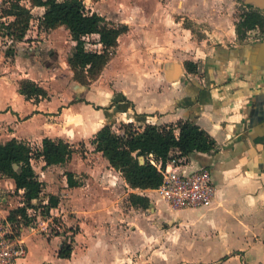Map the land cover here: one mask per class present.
I'll return each mask as SVG.
<instances>
[{"label": "rangeland", "instance_id": "1", "mask_svg": "<svg viewBox=\"0 0 264 264\" xmlns=\"http://www.w3.org/2000/svg\"><path fill=\"white\" fill-rule=\"evenodd\" d=\"M84 3L88 11H96L110 21L129 27L120 36L113 62L106 70L108 77L115 75L117 66L119 73H132L145 80L162 75L167 62L201 63L203 72H197V76L189 75L184 65V74L173 83L175 92L186 81L206 76L205 73L213 74V67L220 66L206 55L218 45L232 47L239 43L235 25L243 10L264 11L255 0H84ZM39 11L33 13L36 19L43 17L44 13ZM37 25L36 20L32 29L36 30ZM62 29L58 36L71 40L70 32ZM249 36L253 38L254 32ZM62 38L58 41L63 44ZM86 40L92 49L101 50L97 36L89 35ZM31 41L32 38L27 40ZM13 45L10 43L4 48L11 49ZM234 60L240 59L235 57ZM221 67L220 72H215L216 76L242 77V71L237 74L230 66ZM138 86L156 84L142 81ZM120 126L113 129L119 131ZM74 146L78 155L86 156L85 142ZM96 160L90 156L87 162L76 159L70 167L47 169L35 159V169L45 182V189L30 211L31 222L24 223L22 228L28 243L24 257L32 252L31 261L35 262L32 264L40 261L42 264H258L257 259L264 253V211L227 210L224 215L234 220L229 223L213 216V211L207 208L170 209L160 204L155 211L132 209L129 194L124 196L122 189L112 193L108 186L95 181L96 174L92 175L91 184L98 192L92 190L88 195L83 190L74 193L63 190L67 169L79 170L86 164V169L97 173L100 168L97 171L91 167ZM74 173L83 185L87 172ZM3 194L11 205H18L21 197L17 190L15 193L5 190ZM50 194L58 195L60 203L51 209L49 216H43L41 201H46ZM110 199L112 202H105ZM224 205L227 208L226 203ZM261 205L264 208V202ZM65 240L73 241L69 259L58 256Z\"/></svg>", "mask_w": 264, "mask_h": 264}, {"label": "crops", "instance_id": "2", "mask_svg": "<svg viewBox=\"0 0 264 264\" xmlns=\"http://www.w3.org/2000/svg\"><path fill=\"white\" fill-rule=\"evenodd\" d=\"M22 4L30 8L32 13L37 9L40 10V14L46 11L45 6H33L29 0H23ZM41 18L39 16L37 19L35 16L32 18L24 40H17L13 45L14 54L6 56L0 47V143L16 138L39 147L45 137L62 138L73 146L77 142H85L88 150L85 152L86 156L81 155V157L75 152L69 162L47 166V169L70 167L76 159L87 162L90 156L97 158L94 166H91L97 171L100 168L97 173L86 169V164L79 170L67 169L77 173L83 170L87 173L85 183L78 187H69L64 175V191L74 193L77 190H83L84 194L90 195L95 189V186L91 184L93 183L92 175L96 174L95 181L101 186H108L112 193L122 189L125 191L124 196L131 192L148 196L153 206L149 205L144 209L155 211L160 204L170 208L157 190L131 187L121 172L111 166L101 152L94 150L90 139L105 125H111L114 128L118 124L132 123L141 130L147 124L176 125L179 120L190 119L206 129L217 140L216 151L194 152L188 156L186 167L188 170L209 166L212 171L215 184L214 197L208 206L202 208L210 209L213 211V216L220 217L229 223L234 220L224 215L227 210L264 211L261 205L264 202V151L249 157L242 151L243 144L235 142L243 135V121L247 117L251 102L248 88L252 82L246 76L245 64H241L240 60H234L237 56L235 51H230V54L221 60L217 56L214 57L215 60L212 62L220 66L213 67V74L205 73V79L200 78L202 76H198V79H190L177 92L173 89V83L180 80L185 70L189 75L203 72L201 63L197 65L196 61L191 60L197 65L196 72H189L186 66L184 70L185 64H180L182 68L180 73L175 66H167L166 63L162 75L144 80L132 73L127 74L124 71L119 73L118 66L115 68V75L108 74V77L106 70L113 62L112 57L98 78L85 85L73 78V72L67 62L75 41L58 36L62 28L66 32L69 30L64 25L46 30L40 26ZM14 19L13 16L12 21ZM36 20L39 25L35 26L36 30H34L32 27ZM90 36L99 37L98 34ZM29 38H32L31 43L27 42ZM60 38L64 40L63 44L59 42ZM97 42L102 48L99 39ZM218 48L219 46L214 47L212 53L206 55V57L210 56V61L215 51L218 52ZM221 65H224L223 68H229V66L234 68L237 74L242 71V77L226 74L216 76L215 72L222 70ZM22 79L32 80L42 86L48 93L47 97L27 98L19 89ZM142 81L147 84H156V86L139 88L138 85ZM204 87L206 90L202 92L201 89ZM219 149L221 151L218 152ZM36 159H39L43 166L46 165L43 158ZM32 163L35 168V159ZM5 190L15 193V181L11 177L0 174V193L6 198L4 203L6 208L2 212L7 215L11 210L23 206L24 201L23 189L17 190L21 198L18 205L14 207L10 204L8 197L3 194ZM94 191L98 192V190ZM36 200L40 199H34V205ZM46 201L43 200V202ZM109 201L112 202L111 199L105 202ZM7 204L10 205L7 206ZM34 207L27 209L28 214H31L30 211ZM131 208L136 207L131 205ZM23 238L28 249L25 236ZM31 253L29 252L15 264L35 263L31 261ZM239 253L242 254L240 251ZM257 260L258 264H264V253ZM40 262L36 264H42Z\"/></svg>", "mask_w": 264, "mask_h": 264}, {"label": "trees", "instance_id": "3", "mask_svg": "<svg viewBox=\"0 0 264 264\" xmlns=\"http://www.w3.org/2000/svg\"><path fill=\"white\" fill-rule=\"evenodd\" d=\"M10 7L5 12L15 19L8 26V34L15 40L23 41L34 17L30 8L22 4L23 0H9ZM33 6H45L46 11L40 19V26L53 29L64 25L75 41L67 62L73 72V78L85 85L90 84L101 74L106 64L113 57L119 44V37L129 29L127 24H119L108 20L96 11H88L84 0H29ZM264 29V15L257 9L243 10L235 28L238 36L244 37L254 28ZM98 34L101 50H89L86 38ZM2 51L6 56L14 54L15 49ZM189 72H196L197 65L186 61ZM20 92L27 98L47 97V91L29 79L20 81ZM178 130V133H176ZM94 150L101 152L115 169L121 172L126 182L133 188H157L163 175L160 171L177 149L180 155L189 156L194 152L211 153L217 150V140L206 129L190 119L179 120L176 125L147 124L137 129L132 123H122L119 131L111 125L103 126L90 139ZM76 152L68 141L45 137L41 146H32L26 142L12 138L0 143V174L11 177L15 181L16 190L23 189L24 205L10 211L9 218L23 217L29 224L32 218L27 209L34 207V199H40L45 182L40 180L32 160L43 158L46 166L62 165L69 162ZM144 156V163L139 160ZM153 160L154 162H152ZM69 187L82 186L73 171H65ZM131 205L136 208H148L150 198L134 192L129 194ZM60 203L58 195L50 194L46 202L41 201V214L49 216L51 209ZM73 252V241H63L58 256L69 259Z\"/></svg>", "mask_w": 264, "mask_h": 264}, {"label": "built area", "instance_id": "4", "mask_svg": "<svg viewBox=\"0 0 264 264\" xmlns=\"http://www.w3.org/2000/svg\"><path fill=\"white\" fill-rule=\"evenodd\" d=\"M9 7V0H0V37L4 40L0 47L8 46L10 43L15 44L17 41L8 34V26L13 18L11 14L5 12ZM86 47L94 50L87 40ZM187 165L188 156L180 155L176 150L171 153L165 166L160 169L163 178L161 184L155 189L171 209L206 207L214 197L215 184L210 167L202 166L188 170ZM5 201V196L0 193V264H15L27 251L22 234L24 220L21 215L12 220L9 218L10 213L3 214Z\"/></svg>", "mask_w": 264, "mask_h": 264}, {"label": "flooded vegetation", "instance_id": "5", "mask_svg": "<svg viewBox=\"0 0 264 264\" xmlns=\"http://www.w3.org/2000/svg\"><path fill=\"white\" fill-rule=\"evenodd\" d=\"M259 11L264 15V11ZM252 31L254 32L253 38L248 37ZM237 37L240 41L232 44V47L218 45V52L215 51L212 61L216 56L221 60L233 50L236 57H239L240 63L246 66V76L252 81L248 88L251 102L248 106L247 117L243 121V135L235 142L243 144L242 151L252 157L264 151V29L254 28L249 30L244 37L240 38L238 34ZM204 90L206 87L201 89L202 92Z\"/></svg>", "mask_w": 264, "mask_h": 264}, {"label": "water", "instance_id": "6", "mask_svg": "<svg viewBox=\"0 0 264 264\" xmlns=\"http://www.w3.org/2000/svg\"><path fill=\"white\" fill-rule=\"evenodd\" d=\"M255 1H257L258 2V4H260L261 6H263L264 7V0H255ZM167 66H175V68H177V71H178V73H180L181 72V70H182V68H181V65L180 64H178V63H172V62H167V64H166ZM139 160H140V162L141 163H144V156H140L139 157ZM150 206H153V202H150Z\"/></svg>", "mask_w": 264, "mask_h": 264}, {"label": "bare ground", "instance_id": "7", "mask_svg": "<svg viewBox=\"0 0 264 264\" xmlns=\"http://www.w3.org/2000/svg\"><path fill=\"white\" fill-rule=\"evenodd\" d=\"M232 168H233V167H232ZM232 168H231V169H232ZM222 169H223V167H222Z\"/></svg>", "mask_w": 264, "mask_h": 264}]
</instances>
